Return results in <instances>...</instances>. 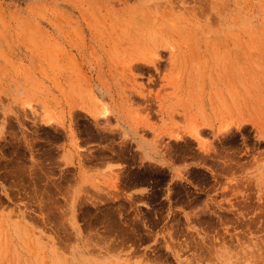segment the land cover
Instances as JSON below:
<instances>
[{"label": "rangeland", "instance_id": "rangeland-1", "mask_svg": "<svg viewBox=\"0 0 264 264\" xmlns=\"http://www.w3.org/2000/svg\"><path fill=\"white\" fill-rule=\"evenodd\" d=\"M0 264H264V0H0Z\"/></svg>", "mask_w": 264, "mask_h": 264}, {"label": "crops", "instance_id": "crops-1", "mask_svg": "<svg viewBox=\"0 0 264 264\" xmlns=\"http://www.w3.org/2000/svg\"><path fill=\"white\" fill-rule=\"evenodd\" d=\"M148 155V152L145 151V156ZM125 162L124 160L121 162L122 165H124ZM149 164L148 157L145 158V163L144 166L147 168ZM165 167V166H164ZM199 171L203 173V175L206 177V180L204 181L203 184H197L193 181H191L189 178H186L185 181H183V184L189 189V198H192L194 196H200L206 202H211L212 200L216 199L215 197H223L224 195H218V191L222 188L223 182H220L216 179V175L214 174L215 172L209 170L208 168H203V167H197ZM169 172L171 173V169H169ZM126 172H123V175H125ZM187 173V172H186ZM122 184L121 187L123 191H126L129 194L133 195V198L135 201H145V207L146 211L148 210V198H150V204H152L151 197L153 194L154 186H153V179L151 178L149 181L146 179L145 181L140 180L137 181L135 180L133 183H130V181H126V179L123 177L122 178ZM222 183V184H220ZM214 192L216 193L214 195ZM187 205L184 204L182 207L187 210Z\"/></svg>", "mask_w": 264, "mask_h": 264}, {"label": "bare ground", "instance_id": "bare-ground-1", "mask_svg": "<svg viewBox=\"0 0 264 264\" xmlns=\"http://www.w3.org/2000/svg\"><path fill=\"white\" fill-rule=\"evenodd\" d=\"M186 2V1H185ZM193 7V6H192ZM206 7V6H205ZM205 9V8H204ZM203 11V10H202ZM204 13V12H203ZM167 14V13H166ZM204 15V14H203ZM170 16V15H169ZM154 17V16H153ZM156 17V16H155ZM147 19V18H146ZM212 19H214V18H212ZM153 20H155V19H153ZM204 20V19H203ZM172 21H173V19H172ZM201 21V20H200ZM216 21V20H215ZM174 22V21H173ZM212 22V21H211ZM169 23V22H168ZM167 23V24H168ZM214 23V22H213ZM152 24V23H151ZM163 24V23H162ZM172 24V26L174 25L173 23H170V25ZM155 25V24H154ZM215 25V24H214ZM213 25V26H214ZM217 25V24H216ZM127 26V25H126ZM117 31V30H116ZM195 31V30H194ZM125 32H127V31H125ZM139 33H141V32H139ZM143 33V32H142ZM150 33V32H149ZM198 33V32H197ZM145 34V33H144ZM126 35V34H125ZM132 35V34H131ZM135 35V34H134ZM143 35V34H142ZM149 35V34H148ZM204 35V34H203ZM149 37V36H148ZM134 38V37H133ZM159 40V39H158ZM167 40V39H166ZM199 40V39H198ZM149 41H150V39H149ZM197 41V40H196ZM178 42V41H177ZM124 43V42H123ZM163 43V42H162ZM227 43V42H226ZM112 44V43H111ZM133 44V43H132ZM159 45V44H158ZM133 46V45H132ZM140 47V46H139ZM168 48V47H167ZM182 48V47H181ZM119 49V48H118ZM121 49V48H120ZM121 51V50H120ZM155 52V51H154ZM183 52V51H182ZM119 53V52H118ZM130 54V53H129ZM134 54V53H133ZM148 54V53H147ZM223 54V53H222ZM179 55V54H178ZM136 56V55H135ZM224 56V55H223ZM147 57V56H146ZM172 57V56H171ZM226 57V56H225ZM154 58V57H153ZM131 59V58H130ZM155 59V58H154ZM172 59V58H171ZM245 59V58H244ZM156 60V59H155ZM205 60V59H204ZM175 61V60H174ZM176 62V61H175ZM224 62V61H223ZM227 62V61H226ZM161 63V62H160ZM220 63V62H219ZM131 64V63H130ZM172 64V63H171ZM224 64V63H223ZM132 65V64H131ZM137 65V64H136ZM168 65V64H167ZM166 65V66H167ZM235 65V64H234ZM157 66V65H156ZM173 66V65H172ZM224 66V65H223ZM147 67V66H146ZM158 67V66H157ZM161 67V66H160ZM178 67V66H177ZM219 67V66H218ZM139 68V67H138ZM148 68V67H147ZM140 69H141V67H140ZM146 69V68H145ZM152 69V68H151ZM142 70V69H141ZM166 70V69H165ZM168 70V69H167ZM172 71H174V70H172ZM226 71V70H225ZM229 72V71H228ZM160 73H161V71H160ZM216 73V72H215ZM194 74V73H193ZM178 75H179V73H178ZM178 75H176V76H178ZM206 76V75H205ZM174 79V78H173ZM172 79V80H173ZM205 79V78H204ZM171 80V81H172ZM175 82V81H174ZM173 83V82H172ZM216 83V82H215ZM173 92V91H172ZM225 99V98H224ZM222 100V99H221ZM240 100V99H239ZM219 107V106H218ZM9 240V239H8ZM8 246V245H7ZM5 247V246H4ZM9 248V247H8ZM4 249V248H3ZM6 252V251H5ZM8 255V254H7ZM4 259V258H3ZM3 262V261H2Z\"/></svg>", "mask_w": 264, "mask_h": 264}]
</instances>
